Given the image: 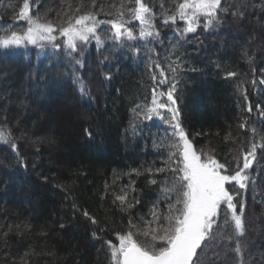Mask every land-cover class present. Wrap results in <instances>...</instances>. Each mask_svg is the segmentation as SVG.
<instances>
[{
    "label": "trees",
    "instance_id": "obj_1",
    "mask_svg": "<svg viewBox=\"0 0 264 264\" xmlns=\"http://www.w3.org/2000/svg\"><path fill=\"white\" fill-rule=\"evenodd\" d=\"M144 2L156 13L160 36L151 42L152 55L141 61L111 43L114 30L106 23L122 21L138 36L139 21L128 11L135 0H30V14L50 21L54 32L92 12L105 21L97 26L103 45L98 47L92 37L86 44L78 42L83 54L65 48L41 53L34 47H0V131L17 144L13 151L10 143L0 142V264H111L107 240L118 244L116 232H126L129 219L144 228L154 205L166 211L162 189L173 177L166 162L175 138L165 125L144 118L157 87L151 77L159 76L154 62L167 70L168 63L181 57L174 96L180 124L198 152L214 155L233 170L250 144L261 142L264 0H222L228 11L221 13L219 27L204 30L201 25L177 42L172 35L184 22L162 21L180 0ZM22 6L23 0H0V37L27 29V21L19 18ZM237 8L244 12L242 18L232 15ZM168 75L171 82L172 73ZM77 76L87 95L79 93ZM244 90L251 113L245 111ZM136 105L139 115L133 112ZM244 120L248 127L240 129ZM160 168L165 171L157 172ZM246 171L247 189L229 186L239 193L234 197L237 214L243 205L244 235L232 241L217 237L198 253L202 264H264V150L257 149ZM124 192L134 207L113 203ZM83 209L99 223L85 219ZM226 211L222 205L218 220L224 236L234 228L232 222L224 225ZM227 215L230 220V211ZM93 231L99 238L92 237ZM236 239L242 255L233 250Z\"/></svg>",
    "mask_w": 264,
    "mask_h": 264
},
{
    "label": "snow or ice",
    "instance_id": "obj_2",
    "mask_svg": "<svg viewBox=\"0 0 264 264\" xmlns=\"http://www.w3.org/2000/svg\"><path fill=\"white\" fill-rule=\"evenodd\" d=\"M128 11L133 19L139 21L138 36L130 27H126L124 22L111 20L106 22L111 24L114 30L108 37L109 39L117 41L122 38L150 40L160 36L155 25L156 13L144 0H135V6L129 8ZM227 11V8L222 7V0H180L175 10L171 14L165 15L162 23L175 25L179 18L184 22V27L177 28L176 31L181 39H185L187 34L195 33L201 25L204 30L219 27L223 23L221 13ZM232 15L242 18L244 12L237 8ZM19 18L27 21V29L22 33L17 31H11L10 34L5 33L3 37H0V47L9 48L25 43L35 45L38 41L56 39L52 33L57 29L50 21L41 22L39 16L34 17L30 14V0H23V6L19 9ZM102 23L105 21H98L96 15L86 12L76 17L74 23L69 20L66 27H61L59 31L66 37L69 54L76 52L83 54V47L78 46L77 41L86 44L90 37L96 40L98 47L102 46L103 39L97 35V26ZM136 50L138 51V49ZM75 63L83 66L79 59ZM154 67L159 69V76L153 75L151 79L159 85L169 83L168 72L172 73L167 91H157L156 87L152 88L151 106L144 114V118L147 120H151L153 115H156L166 123H170L173 128L172 136L175 139L171 147L174 150L169 153L168 162H166L167 170L173 174V177L170 186H165L162 189L166 201V211L161 212L154 205L151 210L152 219L145 222L144 228L138 227L129 219L128 230L123 233L116 232L118 244L113 243L110 239L105 243L110 251L111 264H202L198 258V249L204 251L207 247L212 246V242L217 237L232 241L244 235L243 205H241L240 213L237 214L234 197L239 193L230 190L229 186L234 188L235 185H238L240 189H247L249 175L246 170L255 161L257 149L264 150V136L261 137L260 143L253 141L250 144L249 150L243 152L242 163L240 160H236L233 170L228 168L227 163L217 160L214 155L203 150L198 152L180 124V112L176 106L177 99L174 96L179 82L177 73L182 67L181 57L177 55L176 60L168 63L167 70L158 62H154ZM192 70L195 71V69ZM228 75L235 76L236 73L229 72ZM106 79L110 80L111 76H106ZM76 82L81 96L87 95L88 89L84 87L82 78L77 76ZM251 83L255 86L257 81L253 79ZM259 83L264 84V79H261ZM165 96L167 97L166 102L158 99ZM243 97L248 102L247 90L243 91ZM256 107L259 109L260 105L258 104ZM138 108L140 105H136L133 112H136ZM161 109L167 110L171 116L170 120H167L160 112ZM245 111L248 113L253 111L250 102L247 103ZM136 114L140 113L136 112ZM247 127V120L239 124L240 129ZM250 130L253 136L257 134L254 127ZM88 135L91 136V133L88 132ZM0 142L10 143L12 150H17V144L5 136L2 131H0ZM156 171L163 172L165 168ZM151 183L155 184L157 181L152 180ZM116 201L120 202L122 208L125 205L128 208L135 206L134 203L128 202L127 192L117 195L113 203ZM135 203H139V201L136 200ZM222 205H226L227 209L224 225H229L230 222L234 223L233 233L227 236H224L222 226L218 223ZM73 208L76 209L77 206L73 204ZM80 211L92 225L99 223L87 209ZM228 211L231 213L230 220L227 215ZM60 227L64 228L65 225L61 224ZM103 231L104 229L101 228L100 232ZM3 235L7 236V233L5 232ZM91 235L93 238H99L96 231H93ZM139 237H144V239H139ZM233 250L242 255L238 239H236ZM27 255L29 254L25 253V256ZM21 259L24 260V257Z\"/></svg>",
    "mask_w": 264,
    "mask_h": 264
},
{
    "label": "rangeland",
    "instance_id": "obj_3",
    "mask_svg": "<svg viewBox=\"0 0 264 264\" xmlns=\"http://www.w3.org/2000/svg\"><path fill=\"white\" fill-rule=\"evenodd\" d=\"M113 31L110 30V36L112 35ZM53 36L56 37L55 40L49 41V40H45V41H38L37 44L33 45V44H22L19 46H11L9 48H3L1 47L3 50H12V51H16V50H29L32 49L33 47L36 48L37 50L41 51V53H45L47 51L49 52H57L60 49L62 50L63 48L67 49L66 47V37H64L63 35L60 34V32H53L52 33ZM91 38V37H90ZM172 39H174L173 42H177L180 40V35L178 32H174L172 35ZM113 42H111L113 45L115 46H120L121 51H125L128 54H132L134 59L136 61H141L143 60V58L145 57V59L148 58L149 55H152V46L151 42H156L158 40L156 39H150V40H140V39H136V40H128L126 38H122L121 40L117 41L114 39H111ZM90 41V39H89ZM80 41H77V43ZM109 44V42H108ZM110 46V45H108ZM138 49V51L136 50ZM170 83V80H169ZM169 83H166L164 85H159L157 84V91L160 90H164L167 91L168 87H169ZM162 101H167V97H162V98H158ZM160 112L165 116V118L167 120L171 119L170 114L167 112L166 109H161ZM151 122H155L158 125H165L166 128H169L168 131H173L172 125L170 123H166L164 120H161L158 116L153 115V118L151 119Z\"/></svg>",
    "mask_w": 264,
    "mask_h": 264
},
{
    "label": "water",
    "instance_id": "obj_4",
    "mask_svg": "<svg viewBox=\"0 0 264 264\" xmlns=\"http://www.w3.org/2000/svg\"><path fill=\"white\" fill-rule=\"evenodd\" d=\"M201 250L198 249V253L200 252Z\"/></svg>",
    "mask_w": 264,
    "mask_h": 264
}]
</instances>
